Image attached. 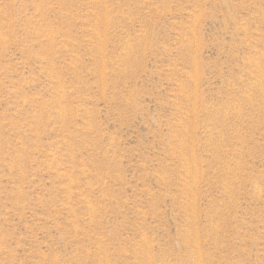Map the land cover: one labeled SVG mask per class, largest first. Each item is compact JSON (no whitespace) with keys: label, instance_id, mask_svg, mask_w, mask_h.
Listing matches in <instances>:
<instances>
[{"label":"rangeland","instance_id":"1","mask_svg":"<svg viewBox=\"0 0 264 264\" xmlns=\"http://www.w3.org/2000/svg\"><path fill=\"white\" fill-rule=\"evenodd\" d=\"M0 264H264V0H0Z\"/></svg>","mask_w":264,"mask_h":264}]
</instances>
